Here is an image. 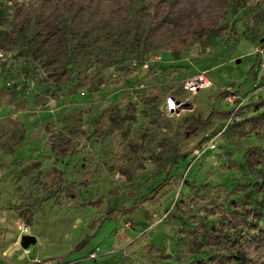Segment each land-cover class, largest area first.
Masks as SVG:
<instances>
[{"label":"rangeland","instance_id":"1","mask_svg":"<svg viewBox=\"0 0 264 264\" xmlns=\"http://www.w3.org/2000/svg\"><path fill=\"white\" fill-rule=\"evenodd\" d=\"M46 1L0 0V43L20 57L0 78V264H197L233 204L259 219L243 237L264 233V0H170L140 46L131 28L95 38L82 8L59 60L15 19ZM196 19L211 29L171 45ZM199 72L211 87L184 91ZM229 92L241 120L193 160L202 134L222 130ZM169 96L182 100L172 111Z\"/></svg>","mask_w":264,"mask_h":264},{"label":"trees","instance_id":"2","mask_svg":"<svg viewBox=\"0 0 264 264\" xmlns=\"http://www.w3.org/2000/svg\"><path fill=\"white\" fill-rule=\"evenodd\" d=\"M170 0H139L136 11L132 0H47L38 10L32 8L18 9L15 19L20 31H25L28 25L34 23V43L47 58L59 60L64 54L62 29L69 18L76 12L86 8L90 15V33L99 37L113 30L132 29L138 46L144 32L153 29L163 19ZM196 28L181 36L173 34L171 45L182 47L187 40L196 36L197 32L209 31L212 24L195 20ZM199 27H203L201 31ZM1 47L9 48L0 43ZM19 57V56H18ZM20 58V57H19ZM24 58V57H21ZM227 112L223 114L226 116ZM196 129L193 130V133ZM112 213V211H108ZM259 219L250 210H242L238 204H233L231 210L222 212L220 222L211 225L204 232L205 244L210 248L209 257L199 260L197 264H264V233H259L255 239L243 237L245 231L257 230ZM25 264H41L27 262Z\"/></svg>","mask_w":264,"mask_h":264},{"label":"built area","instance_id":"3","mask_svg":"<svg viewBox=\"0 0 264 264\" xmlns=\"http://www.w3.org/2000/svg\"><path fill=\"white\" fill-rule=\"evenodd\" d=\"M17 56V52L13 49L5 48L0 46V77L3 73V67L8 66L11 62H13ZM160 58L155 57L153 62H159ZM144 67H148V62L143 60L142 62ZM36 67L39 68L38 65ZM11 82H6L7 86H10ZM211 81L205 76L204 72H199L195 74L192 78L183 81V90L196 94L198 91L211 87ZM226 101L230 104V109L225 116V122L223 124L222 130L213 134L210 132H205L202 134L200 141L198 144L193 146L191 150V158L193 160H198L205 153L210 151H214L217 147V141L221 135V133L231 124L237 123L241 120V116L239 111L241 110L244 103H241L242 99L238 94L234 92H229L225 95ZM182 104V100H178L174 97L169 96L166 99V105L168 110L172 111L178 108ZM20 233L22 235H30V228L24 224L19 225L18 227Z\"/></svg>","mask_w":264,"mask_h":264},{"label":"water","instance_id":"4","mask_svg":"<svg viewBox=\"0 0 264 264\" xmlns=\"http://www.w3.org/2000/svg\"><path fill=\"white\" fill-rule=\"evenodd\" d=\"M237 62H239V61H237ZM187 107L190 108L191 106L184 104V108H187ZM34 242H35V238L32 235H27V236H23L21 238L20 245L23 249H26L29 245L34 244Z\"/></svg>","mask_w":264,"mask_h":264},{"label":"crops","instance_id":"5","mask_svg":"<svg viewBox=\"0 0 264 264\" xmlns=\"http://www.w3.org/2000/svg\"><path fill=\"white\" fill-rule=\"evenodd\" d=\"M1 78V77H0ZM27 263V262H26ZM25 264V263H24Z\"/></svg>","mask_w":264,"mask_h":264}]
</instances>
